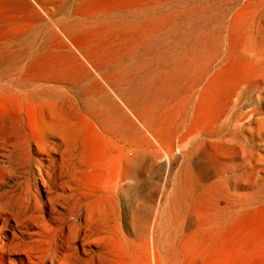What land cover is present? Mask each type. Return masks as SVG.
<instances>
[{"label": "bare ground", "instance_id": "obj_1", "mask_svg": "<svg viewBox=\"0 0 264 264\" xmlns=\"http://www.w3.org/2000/svg\"><path fill=\"white\" fill-rule=\"evenodd\" d=\"M178 1L79 0L59 21L61 0H0V264H181L177 229L193 218V201L226 221L239 212L241 189H253L261 161L258 112L231 114L264 76V50L255 38L249 44L245 28L221 65L217 55L196 61L190 49L134 84L145 71L136 57L142 46L194 14L156 12ZM43 24L46 49L16 60L12 45ZM64 84L86 86V113L64 96ZM153 165L163 172L157 204L175 184L164 251L157 216L137 205L126 221L121 204L140 198L138 180ZM212 212L197 218L207 222Z\"/></svg>", "mask_w": 264, "mask_h": 264}, {"label": "rangeland", "instance_id": "obj_2", "mask_svg": "<svg viewBox=\"0 0 264 264\" xmlns=\"http://www.w3.org/2000/svg\"><path fill=\"white\" fill-rule=\"evenodd\" d=\"M78 4L79 0H61V8L56 13V19L59 21L69 19ZM184 10H193L194 14L178 18L167 29L163 30L162 34L153 41L152 46L148 44L142 46L143 49L136 57L145 63V67H142L145 71L139 73L134 84H146L157 72L172 67L173 63L181 59L190 49H196V61L209 60V57L211 59L212 56L217 55L215 66L221 65L229 59L230 44L238 43L245 28L251 32L249 44L252 42V38H255L260 50H264V0H185L175 2L156 12L163 14L168 11L181 13ZM146 15L150 14H144V16ZM47 25L37 26L12 45L16 49L14 55L16 60H33L40 56L49 41L50 29ZM127 61L128 59L123 62V65ZM158 64L165 66L157 68ZM263 83L264 76H261L255 85L256 89L253 88L243 93L240 102L234 107L231 114L232 117H237L248 107H253L258 112L255 123L258 131L256 146L261 161L256 173L254 187L252 190L241 189V203L237 208L239 212L231 220L226 221L222 218V214L214 212L213 209L197 208L195 201L190 204L187 213L191 214L193 218L182 222L181 226L179 224L182 231L178 228L176 235L181 264L185 262L187 264H264ZM85 87H74L71 84H64L63 87L64 96L78 104L83 113H86L91 105L90 98L85 94ZM48 94L53 97L57 95L53 89L48 91ZM212 103L213 101L208 103L207 110L213 108L212 105L215 103ZM141 129L146 133L142 127ZM113 136L115 141L121 139L117 133H114ZM180 167L181 163L179 162L175 169L177 172L174 174L178 173ZM162 174L163 172L159 170L158 166H146L142 177L138 180V183L143 186L140 198L134 201L125 197L121 204L126 212V221L129 220L128 208L137 205L152 218L157 216V236L160 240L161 249L164 251L167 240L172 237L173 232L171 193L175 184L172 182L173 185L171 184L169 187L162 202L157 204L156 198L161 185ZM201 191L202 189L199 190V192ZM223 206L220 205V207ZM207 212H212L209 221L206 222L197 218ZM231 213L233 212L231 211ZM193 219L194 222H192ZM129 222L126 230L132 238L134 237L133 227L131 221ZM183 228L185 229L183 230Z\"/></svg>", "mask_w": 264, "mask_h": 264}]
</instances>
